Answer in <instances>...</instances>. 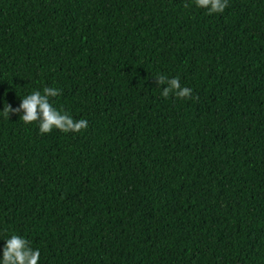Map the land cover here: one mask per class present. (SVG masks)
<instances>
[{
  "label": "trees",
  "instance_id": "obj_1",
  "mask_svg": "<svg viewBox=\"0 0 264 264\" xmlns=\"http://www.w3.org/2000/svg\"><path fill=\"white\" fill-rule=\"evenodd\" d=\"M45 87L87 129L5 116ZM14 234L39 264H264V0H0V252Z\"/></svg>",
  "mask_w": 264,
  "mask_h": 264
},
{
  "label": "clouds",
  "instance_id": "obj_2",
  "mask_svg": "<svg viewBox=\"0 0 264 264\" xmlns=\"http://www.w3.org/2000/svg\"><path fill=\"white\" fill-rule=\"evenodd\" d=\"M229 0H195V5L198 8L206 9L208 14L223 13L227 7ZM185 8L189 4L185 3ZM156 84L166 85L162 87L161 95L167 98L170 94L181 99H198L192 95V89L182 86L178 77L168 78L165 75L155 77ZM60 95V90L53 87H45L43 94L41 91H33L30 95L21 99L18 107H12L5 103L2 111L9 118L10 113H20V118L25 124L38 123L39 131L42 134L50 133L53 129H58L61 132H81L88 127L86 119L75 120L66 112L59 111L53 107L50 102V97ZM30 241L18 236L12 235L6 240L0 252V264H39L40 252L39 249H32Z\"/></svg>",
  "mask_w": 264,
  "mask_h": 264
}]
</instances>
